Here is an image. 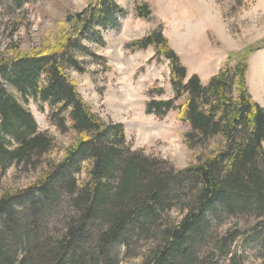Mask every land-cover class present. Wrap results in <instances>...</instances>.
<instances>
[{"label":"trees","instance_id":"1","mask_svg":"<svg viewBox=\"0 0 264 264\" xmlns=\"http://www.w3.org/2000/svg\"><path fill=\"white\" fill-rule=\"evenodd\" d=\"M29 1L0 0V9L6 2L22 9ZM135 10L139 19L153 15L147 2ZM118 14L126 12L116 0H90L39 46L23 51L12 43L0 50V168L15 163L38 172L28 187L0 193V264H119L121 249L128 254L143 237L155 238L157 246L141 264H196L219 224L226 230L212 247L218 262L209 264H246L252 250L264 256V108L247 83L249 59L264 41L232 54L236 64L226 63L207 85L189 76L164 24L134 42L137 49L153 46L155 58L169 62L175 94L149 101L147 113L164 118L176 109L190 125L183 137L194 161L184 169L165 162L164 168L127 144L123 124L94 114L66 72L83 71V41L101 39L98 28L117 25ZM9 86L44 103L51 123L76 135L62 161L47 158L54 137L39 130ZM63 198L75 214L54 236L45 219ZM173 207L182 216L169 223L164 213ZM227 218L234 222L224 224ZM240 240L246 247L239 254Z\"/></svg>","mask_w":264,"mask_h":264},{"label":"rangeland","instance_id":"2","mask_svg":"<svg viewBox=\"0 0 264 264\" xmlns=\"http://www.w3.org/2000/svg\"><path fill=\"white\" fill-rule=\"evenodd\" d=\"M116 1L126 15H116L117 25L98 28L101 39L95 41L89 37L83 41L88 48L78 56L83 71L70 68L67 75L76 83L78 92L94 114L107 123L123 124L127 144H131L133 150L161 160L164 163L159 165L164 168H168L165 162L178 169L187 168L194 161L183 137L190 125L179 120L176 109L164 118L149 114L146 109L153 99L168 101L175 97L169 62L156 59L153 46L137 49L133 44L164 24V34L187 67L189 76L198 75L207 85L226 63L236 64L232 54L238 55L264 41V0ZM141 2L152 6L153 15L149 19L137 17L135 9ZM89 4L90 0H31L19 9L6 2L0 9V50L9 48L12 43H17L23 51L39 46L48 33L56 30L59 22L82 12ZM247 83L251 94L264 106V49L250 57ZM9 89L33 113L39 130L48 131L54 137L55 145L47 158L62 161L65 149L75 141L76 135L63 133L54 126L49 119L50 110L44 103L32 97L23 98L11 86ZM154 89H163L164 93L153 94ZM183 104L184 99H181L176 107ZM35 174L38 172L19 169L15 163L6 170L0 168V193L6 189L28 187ZM52 209L45 219V229L56 236L64 229L67 218L75 213L69 198H63ZM181 216L178 207L164 213V219L169 223ZM233 222L227 218L223 223ZM252 223L255 221L251 220L250 225ZM225 230L220 224L215 228L213 241L204 245L202 258L196 264L218 262L212 247ZM156 242L152 237L136 239L131 252L127 254L124 248L121 249L119 264H141L144 256L150 261V250L157 246ZM245 245L246 241H239V254L244 252ZM232 249L235 250L233 246ZM249 255L252 258L246 264H264V256H259L255 250Z\"/></svg>","mask_w":264,"mask_h":264},{"label":"crops","instance_id":"3","mask_svg":"<svg viewBox=\"0 0 264 264\" xmlns=\"http://www.w3.org/2000/svg\"><path fill=\"white\" fill-rule=\"evenodd\" d=\"M254 97V99L258 102V100L255 98V96H253ZM259 103V102H258ZM263 108H264V106L261 104V103H259Z\"/></svg>","mask_w":264,"mask_h":264}]
</instances>
